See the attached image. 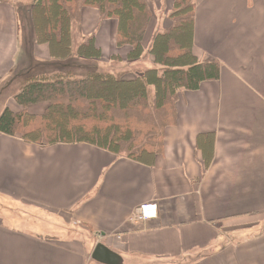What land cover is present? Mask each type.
<instances>
[{
    "label": "crops",
    "instance_id": "obj_1",
    "mask_svg": "<svg viewBox=\"0 0 264 264\" xmlns=\"http://www.w3.org/2000/svg\"><path fill=\"white\" fill-rule=\"evenodd\" d=\"M26 1L0 3V113L21 110L13 95L25 74V36L15 6ZM174 1L150 3L144 55L135 63L154 66L149 45L170 26ZM193 1V53L217 61L219 78L179 96L176 125L152 166L92 146L38 147L0 134L1 212L29 206L46 218H0V264H98L97 244L119 264H264V0ZM80 29L94 36L101 60L108 50L106 62L126 63L115 20L86 8ZM30 44L31 60L49 61L45 46ZM209 133L211 142L198 141ZM145 204L156 205V217L136 219Z\"/></svg>",
    "mask_w": 264,
    "mask_h": 264
},
{
    "label": "trees",
    "instance_id": "obj_2",
    "mask_svg": "<svg viewBox=\"0 0 264 264\" xmlns=\"http://www.w3.org/2000/svg\"><path fill=\"white\" fill-rule=\"evenodd\" d=\"M152 1L19 3L16 11L25 36L26 67L17 78L21 86L13 98L21 110L5 108L0 113V134L38 147L92 146L152 166L163 154L166 130L176 125L179 96L219 78L217 61L199 60L193 53L194 1H174L168 14L170 26L156 32L149 45L154 66L143 71L98 70L101 51L94 36H84L80 29V15L86 8L96 10L101 21L115 20L116 46L129 48L126 62L135 63L144 55L142 43L153 16ZM30 41L47 48L49 61L30 59ZM113 60L121 61L118 56ZM37 104L46 105L42 114L27 111ZM197 139L211 142L213 133Z\"/></svg>",
    "mask_w": 264,
    "mask_h": 264
},
{
    "label": "rangeland",
    "instance_id": "obj_3",
    "mask_svg": "<svg viewBox=\"0 0 264 264\" xmlns=\"http://www.w3.org/2000/svg\"><path fill=\"white\" fill-rule=\"evenodd\" d=\"M19 5L20 4L18 3L15 6L17 10H18L17 7ZM73 49H74V46H73ZM116 50H118V49H116ZM121 50H124V49H121ZM121 52L122 51L119 50L118 54L120 55ZM109 53L110 52L108 50H104L103 60H101L99 62H96L98 70L113 73L114 71H119V72L128 71L129 68L132 67L131 69H133V70H131V71L135 72V70L137 68H139V66L142 68L141 70H146V69H150V68L153 67V66L150 67L149 64L145 60H143L141 63H135V64L134 63H127V62L126 63L117 62V63L109 64L108 62H106L107 57H110ZM133 72H131V73H133ZM1 209H3V208H0V218L3 219V217H4L5 219H9V223H10V221L16 222L18 217H19V222L20 223H28V222H31L32 220L40 221V220H45L46 219V218L43 219L44 215L40 214L41 211H38V210H36L34 208H31L29 206H25V207L20 208L19 210H15L16 212H14V213L18 214V215H15V214L14 215H9V214H7V216H4L6 214H3L1 212ZM7 213H10V212H7ZM258 220H259L258 218L249 219L245 223H240L241 225H239L237 227H240V226L241 227L251 226V224H253V221H258ZM70 229H73V227L70 228Z\"/></svg>",
    "mask_w": 264,
    "mask_h": 264
},
{
    "label": "water",
    "instance_id": "obj_4",
    "mask_svg": "<svg viewBox=\"0 0 264 264\" xmlns=\"http://www.w3.org/2000/svg\"><path fill=\"white\" fill-rule=\"evenodd\" d=\"M91 259L98 264H119L117 255L112 253L102 244H97L92 251Z\"/></svg>",
    "mask_w": 264,
    "mask_h": 264
},
{
    "label": "built area",
    "instance_id": "obj_5",
    "mask_svg": "<svg viewBox=\"0 0 264 264\" xmlns=\"http://www.w3.org/2000/svg\"><path fill=\"white\" fill-rule=\"evenodd\" d=\"M157 207L155 204H145L137 209L136 219L147 220L156 217Z\"/></svg>",
    "mask_w": 264,
    "mask_h": 264
}]
</instances>
